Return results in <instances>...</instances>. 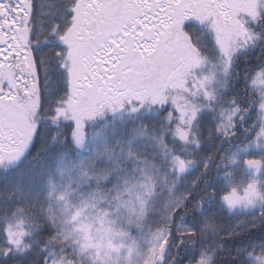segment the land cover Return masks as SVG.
Here are the masks:
<instances>
[{
    "label": "snow or ice",
    "instance_id": "6c2138e0",
    "mask_svg": "<svg viewBox=\"0 0 264 264\" xmlns=\"http://www.w3.org/2000/svg\"><path fill=\"white\" fill-rule=\"evenodd\" d=\"M39 10L0 0V264H264V0Z\"/></svg>",
    "mask_w": 264,
    "mask_h": 264
},
{
    "label": "trees",
    "instance_id": "16d2710c",
    "mask_svg": "<svg viewBox=\"0 0 264 264\" xmlns=\"http://www.w3.org/2000/svg\"><path fill=\"white\" fill-rule=\"evenodd\" d=\"M41 15V14H40ZM43 21L40 19L37 23V30H41V25H42ZM50 54V45H45V46H40V48L38 49V51L36 52V55H48ZM259 53L257 52V55ZM255 64V58L253 57V63L249 64V65H242V67L246 66L251 68L253 65ZM53 86L55 87V81L53 82ZM209 150H211V144L206 146ZM204 154H209V153H202V155ZM221 178V174H218L216 172V170L213 168L212 171L209 173L208 179L210 182H214L215 179H219ZM26 179V177H25ZM212 215H214L216 217V222L218 224H220L221 226L227 227L230 224V218H229V214L226 213V211H221L219 209H214V212L212 213ZM45 237L47 236V233L43 234ZM229 248L232 247L231 244L228 245ZM9 264H17V261H10Z\"/></svg>",
    "mask_w": 264,
    "mask_h": 264
},
{
    "label": "flooded vegetation",
    "instance_id": "af4514ba",
    "mask_svg": "<svg viewBox=\"0 0 264 264\" xmlns=\"http://www.w3.org/2000/svg\"><path fill=\"white\" fill-rule=\"evenodd\" d=\"M37 2V12H36V16H37V19L34 21V24H35V27L37 28V23L38 21L40 20V10H39V3H40V0H36ZM42 47L45 46L44 44L41 45Z\"/></svg>",
    "mask_w": 264,
    "mask_h": 264
}]
</instances>
